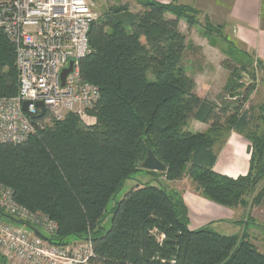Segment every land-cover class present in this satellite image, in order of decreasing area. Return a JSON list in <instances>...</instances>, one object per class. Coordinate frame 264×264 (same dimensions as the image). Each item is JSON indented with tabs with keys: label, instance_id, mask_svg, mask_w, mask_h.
Listing matches in <instances>:
<instances>
[{
	"label": "trees",
	"instance_id": "obj_1",
	"mask_svg": "<svg viewBox=\"0 0 264 264\" xmlns=\"http://www.w3.org/2000/svg\"><path fill=\"white\" fill-rule=\"evenodd\" d=\"M137 3L136 12L120 4L104 9L91 24V52L81 60L80 71L100 90L89 111L95 123L86 124L73 112L62 119L40 115L39 128L26 141L0 144V185L12 188L28 210L58 223L49 235L27 223L50 242L91 239V264H264V252L247 233L190 228L180 192L151 182L188 176L206 198L231 208L247 207V196L260 183L254 203L264 197V102L245 107L255 83L238 94L254 56L264 83V61L236 37L226 36L224 24L206 17L205 35L224 40L223 50L233 61H226L230 75L223 90L229 100L239 96L240 104L223 93L217 100L203 98L183 62L187 37L180 29L181 19L189 27L198 24L200 11L156 0ZM260 18L264 28V0ZM18 86L16 50L0 28V98L15 96ZM190 119L210 126L192 131ZM232 131L249 141L250 168L237 177L214 168L216 145ZM149 149L166 170L146 169L155 179L140 181L119 197L126 180L142 169ZM157 233L164 234L162 241ZM2 264L10 263L2 258Z\"/></svg>",
	"mask_w": 264,
	"mask_h": 264
},
{
	"label": "built area",
	"instance_id": "obj_2",
	"mask_svg": "<svg viewBox=\"0 0 264 264\" xmlns=\"http://www.w3.org/2000/svg\"><path fill=\"white\" fill-rule=\"evenodd\" d=\"M96 0H0V28L16 50L18 93L0 98V144L22 143L44 115L78 114L86 124L100 98L99 87L81 76L80 62L91 52L89 31L99 17ZM73 61L63 85L62 73ZM30 101L27 110L23 106ZM49 119L46 120V123ZM7 219V220H6ZM54 234L58 223L18 203L12 188L0 185V264H91L92 240L58 245L29 224ZM44 233V232H43ZM160 241L164 234H158Z\"/></svg>",
	"mask_w": 264,
	"mask_h": 264
},
{
	"label": "crops",
	"instance_id": "obj_3",
	"mask_svg": "<svg viewBox=\"0 0 264 264\" xmlns=\"http://www.w3.org/2000/svg\"><path fill=\"white\" fill-rule=\"evenodd\" d=\"M156 1L165 4L191 5L187 4L188 2H186V0ZM189 1L193 2L191 6L199 9L197 7L200 6L199 3L201 0ZM215 3H218V1L212 0V7L215 6ZM261 5L262 0H231L227 10L226 20L232 24L234 36L249 50L256 51L258 56L264 61V28L261 25L260 18ZM168 16L172 15L168 14ZM183 21L186 23L184 19L180 20L181 30ZM194 120L197 123L206 124L196 119ZM208 128V126L205 128L199 126V129L198 127H195V130L194 128L190 129L195 132H205ZM248 146L249 141L244 135L232 131L226 138L224 144L217 146L218 159L214 168L218 172L233 177L247 174L250 168V153ZM152 179H155V177ZM157 180H165L169 184V188L167 187L168 190H177L180 192L187 208L186 213L189 217L190 227L199 228L207 225L211 229L219 232L216 228L224 226V229L226 231L228 230L230 233H219L227 235H242L247 233L248 239L257 247V242L259 240L264 242V223L260 220V217L263 215L257 213V210H261L259 209L260 205L258 207L253 206L252 208L250 206L245 207L241 205L236 208H231L218 204L201 194L200 191L197 190L196 183L188 176L175 181H169L162 176ZM262 211L264 212V210ZM249 214L255 219L253 220ZM258 248L264 252L260 247Z\"/></svg>",
	"mask_w": 264,
	"mask_h": 264
},
{
	"label": "rangeland",
	"instance_id": "obj_4",
	"mask_svg": "<svg viewBox=\"0 0 264 264\" xmlns=\"http://www.w3.org/2000/svg\"><path fill=\"white\" fill-rule=\"evenodd\" d=\"M200 1V0H199ZM198 1V2H199ZM218 3H215V6L212 7V0H201L199 3L200 6L198 10L200 14L198 15L199 23L194 25L193 27H189L184 21L181 24L182 32L186 35V49L183 55V62L188 69V73L195 79L196 82V92L203 98H207L210 100H217V97L220 93H223L226 97L225 99H230L228 93L224 92V86L227 83V80L230 75V70L226 66L227 62L232 63V59L224 52L225 42L219 37H208L205 35L204 26L205 23L209 20L206 19L208 17L210 21L214 24H224V34L232 39H235L232 29V24L226 20L227 18V10L230 5L231 0H216ZM187 4H193V2L186 0ZM191 2V3H190ZM98 11L102 12L104 9H107L113 5H128L132 11H138L140 9V5L137 3V0H96ZM190 5V6H191ZM209 21V22H210ZM254 59L252 66L250 67L249 72H245L243 74L242 81L244 82V86L240 88L238 94H242L245 91V85L250 83H255V89L252 91L250 95V100L245 104V107H259L263 104L264 100V83L262 82V69L255 61V56L252 57ZM227 61V62H226ZM235 63V62H234ZM253 73V74H252ZM238 97V98H237ZM236 98H231L229 101H237L240 104L239 96ZM207 124V123H206ZM200 124L197 123L194 119H190L189 129L198 127L205 128L206 126H210L209 124ZM220 144L217 143L216 146ZM161 172V171H156ZM154 175L147 172L146 169L142 168L138 172L133 175V178L126 180L124 186L120 189L118 196L125 195L128 191L134 188L138 182H147L150 181ZM162 177V176H160ZM153 184L156 185H164L169 188V184L165 180H152ZM263 183H260L257 188L250 191V194L247 196V200L249 201V205L247 207H259L261 210H257V213L262 214L260 217L261 221L264 223V197H262L259 201H255V196L260 193L262 189ZM114 202H110L111 206ZM250 215V214H249ZM257 215V214H256ZM255 215V216H256ZM250 217L254 220L255 218L250 215ZM107 227L110 226V222H106ZM193 229V227H190ZM219 232H228L224 229V226H219L216 228ZM241 231V230H240ZM44 233H46L43 230ZM241 233V232H240ZM258 247L264 250V242L259 240L257 242Z\"/></svg>",
	"mask_w": 264,
	"mask_h": 264
},
{
	"label": "water",
	"instance_id": "obj_5",
	"mask_svg": "<svg viewBox=\"0 0 264 264\" xmlns=\"http://www.w3.org/2000/svg\"><path fill=\"white\" fill-rule=\"evenodd\" d=\"M72 68H73V61L70 62V66L68 68H66L61 75L63 85L65 83L66 76L68 75L69 72L72 71ZM29 104H30V101H26L24 103V106H23L24 110L28 109ZM37 105L40 107H43V112L41 113V116H43L45 114L43 102H38ZM33 125H34L35 129L39 128L38 124L35 121L33 122ZM142 168L152 170V171H161L162 172V171L166 170V165L156 157V155L154 154V152L151 149H149L147 156L142 163Z\"/></svg>",
	"mask_w": 264,
	"mask_h": 264
}]
</instances>
